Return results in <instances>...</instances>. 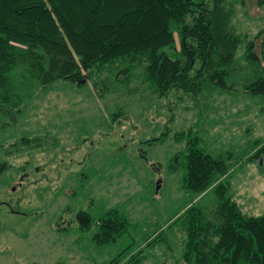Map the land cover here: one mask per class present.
I'll use <instances>...</instances> for the list:
<instances>
[{"label":"rangeland","instance_id":"obj_1","mask_svg":"<svg viewBox=\"0 0 264 264\" xmlns=\"http://www.w3.org/2000/svg\"><path fill=\"white\" fill-rule=\"evenodd\" d=\"M222 3L258 57L245 60L238 46L228 90L160 98L135 78L111 81L98 95L91 83L59 81L33 90L17 111L0 110V264H184L185 231L174 219L191 193L182 188L186 139L174 134L189 127L206 151L226 159L222 181L241 211L264 213V154H256L264 143V94L243 87L264 76V0ZM208 192L194 198L204 209L216 201ZM80 208L95 221L114 208L127 226L98 245L96 222L78 228Z\"/></svg>","mask_w":264,"mask_h":264},{"label":"trees","instance_id":"obj_2","mask_svg":"<svg viewBox=\"0 0 264 264\" xmlns=\"http://www.w3.org/2000/svg\"><path fill=\"white\" fill-rule=\"evenodd\" d=\"M222 1L0 0V110L17 111L33 90L59 81L91 83L98 95L111 81L128 85L135 78L160 98L173 90L194 100L208 86L228 90L238 46L245 60L258 57L253 38L235 34ZM260 43L264 52V37ZM243 87L264 94V76ZM174 137L186 139L182 188L191 193L174 219L185 231L182 263L264 264V213H243L227 193L226 159L206 151L190 127ZM257 153L264 154V143ZM208 191L216 201L204 209L199 198ZM75 219L81 231L96 222L98 245L115 241L127 226L114 208L96 221L80 208Z\"/></svg>","mask_w":264,"mask_h":264},{"label":"water","instance_id":"obj_3","mask_svg":"<svg viewBox=\"0 0 264 264\" xmlns=\"http://www.w3.org/2000/svg\"><path fill=\"white\" fill-rule=\"evenodd\" d=\"M159 186V185H158Z\"/></svg>","mask_w":264,"mask_h":264}]
</instances>
